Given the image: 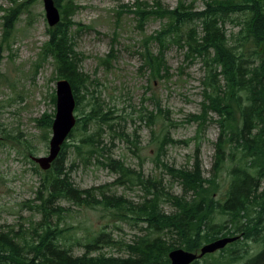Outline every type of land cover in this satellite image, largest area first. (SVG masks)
I'll use <instances>...</instances> for the list:
<instances>
[{
    "label": "trees",
    "instance_id": "trees-1",
    "mask_svg": "<svg viewBox=\"0 0 264 264\" xmlns=\"http://www.w3.org/2000/svg\"><path fill=\"white\" fill-rule=\"evenodd\" d=\"M31 1L17 3L13 0V5L7 9L0 6L6 11L3 15L5 37L13 33L16 21L28 10ZM55 3L62 19L47 29L48 40L42 46L41 59H53L57 78L71 82L75 110H79L82 98H86L82 91L88 90L90 80L80 69L82 56L75 49L71 33L73 26L80 25L73 20L79 6L75 0H55ZM135 6L136 9L130 11L137 16L142 28L151 18L167 19L161 30L145 39L143 69L160 77L168 74L170 67L165 50L170 44L185 48L190 61L202 60V112L192 115L189 121H198L201 131L209 121V113L218 116L220 133L211 176L203 175L198 160L193 170L167 166L181 181L183 190L180 196L169 195L176 210L167 214L161 207L163 198L158 184L145 179L141 173H136L138 179L151 194L141 204L124 196L109 195L105 190L99 196L96 188L76 187L67 166L72 144L65 141L49 170L41 171L36 167L42 181L36 191L38 203L31 207L41 218L32 225V232L26 235L0 228V264H171L169 253L175 248L199 252L206 243L237 234L244 238L229 244L216 258L214 254H207L204 260L210 258L212 264H231L246 259L243 264H264V0H205L203 9H196L183 0L172 9L160 1L152 5L138 0ZM228 23L235 30L229 31ZM152 41L158 42V52L151 49ZM53 102L56 103V95ZM89 104L91 111L76 115L77 124L69 135L72 137L75 131L83 133L73 146L74 152L86 161L93 153L105 151L98 148L102 133H87L88 124L109 123L98 99ZM156 104L161 114L159 101ZM156 115L152 110L144 117L153 125ZM54 116L55 111L45 114L38 122L52 128ZM109 127L113 129L115 124ZM152 135L155 137V131ZM9 137L17 140L15 135L9 134ZM168 141L165 136L160 142L162 152ZM28 148L27 154H32L30 146ZM108 165L121 173L119 181L131 180L134 171L123 161L110 159ZM225 167L229 184L225 198L219 199L216 193ZM63 200L81 207L101 206L112 215L128 216L135 223L144 224L141 229L145 233L126 244L128 257L105 252L94 255V250L115 244V239L104 228L86 236L84 241L74 238L70 231L73 226H61L69 210L61 205ZM216 216H221L222 221L216 222ZM168 234L175 239L167 238ZM72 240L85 247L82 255H74ZM251 241L262 245L253 255L246 248Z\"/></svg>",
    "mask_w": 264,
    "mask_h": 264
},
{
    "label": "rangeland",
    "instance_id": "rangeland-1",
    "mask_svg": "<svg viewBox=\"0 0 264 264\" xmlns=\"http://www.w3.org/2000/svg\"><path fill=\"white\" fill-rule=\"evenodd\" d=\"M16 1L22 3L26 0ZM137 1L75 0L79 8L73 20L80 25L73 26L71 33L75 49L82 56L80 69L90 77L88 90L82 91L86 98H82V105L75 114L89 113L92 109L89 101L96 98L102 104V113L107 112L109 123L88 124L87 133H102L98 148L105 149L103 153H93L88 161L74 152L73 144L81 139L83 133L75 131L68 138L67 142L72 145L67 166L76 187L96 188L99 196L105 190L109 195L124 196L135 204L151 197L136 174L141 173L145 179L158 184L163 198L161 207L169 214L176 210L168 199L169 195L180 196L183 190L181 181L167 166L193 170L198 160L203 175L209 178L220 128L216 122L218 116L214 113H209V121L201 131L198 121H189L192 115L202 112L204 69L200 58L190 61L186 58L185 48L170 44L165 50L170 67L168 74L160 77L142 68L145 39L161 30L167 19L151 18L142 28L137 16L130 11L136 9ZM141 1L152 5L160 1L171 9L180 2ZM183 1L196 9L205 7V0ZM12 3L13 0H0L3 9ZM3 9H0V228L29 235L32 225L41 218L31 206L38 203L36 191L42 181L36 168L39 165L31 156L48 154L52 136V129L39 124L38 119L45 114L56 113L53 96L59 79L54 60L41 59L49 28L44 1L30 2L28 10L16 21L9 38L5 37L3 15L6 11ZM227 28L235 30L229 23ZM151 49L158 52V42L152 41ZM157 101L163 109L161 114ZM152 110L157 115L155 123L150 125L144 116ZM109 124H115V127L111 129ZM9 134L17 136V140L11 139ZM165 136L169 141L164 143L162 152L160 142ZM29 146L32 154H27ZM110 159L123 161L131 168L134 171L131 180L123 178L119 181L121 173L108 165ZM221 178L216 198L224 199L229 184L226 167ZM61 205L69 208L61 226H73L70 231L74 238L84 241L86 236L104 228L115 239V244L97 248L92 252L94 255L105 252L128 257L126 244L133 243L137 236L145 233L141 229L144 224H137L128 216L112 215L101 206L81 207L66 200ZM215 221H222V217L216 216ZM166 237L175 239L171 234ZM72 241L74 255H82L85 247ZM260 247L255 241L246 246L252 255L260 251ZM220 252L212 254L216 258ZM245 260L231 264H243ZM199 264H212V259L201 258Z\"/></svg>",
    "mask_w": 264,
    "mask_h": 264
},
{
    "label": "water",
    "instance_id": "water-1",
    "mask_svg": "<svg viewBox=\"0 0 264 264\" xmlns=\"http://www.w3.org/2000/svg\"><path fill=\"white\" fill-rule=\"evenodd\" d=\"M47 21L50 27L56 26L61 21V13L55 0H43ZM76 98L71 82L61 78L57 82L56 90V113L52 123V136L49 141V152L46 155L31 158L44 171L49 170L62 150L65 141L76 126L77 116L75 114ZM1 139V136H0ZM239 235L233 237H222L201 246L199 252H193L184 248H175L170 251L171 264H192L207 254L224 249L229 243L239 239Z\"/></svg>",
    "mask_w": 264,
    "mask_h": 264
},
{
    "label": "flooded vegetation",
    "instance_id": "flooded-vegetation-1",
    "mask_svg": "<svg viewBox=\"0 0 264 264\" xmlns=\"http://www.w3.org/2000/svg\"><path fill=\"white\" fill-rule=\"evenodd\" d=\"M237 235L240 236L239 239H243V238H244V235H242V234H237ZM237 235H235V236H237ZM239 239H238V240H239ZM257 244H259V243H257ZM227 246H228V245H227ZM227 246H226V247H227ZM260 246H261L260 248L262 249V245H261V244H260ZM226 247H225V248H226ZM225 248H224V249H225ZM258 252H259V251H258Z\"/></svg>",
    "mask_w": 264,
    "mask_h": 264
}]
</instances>
